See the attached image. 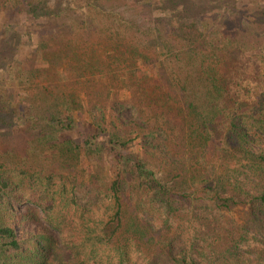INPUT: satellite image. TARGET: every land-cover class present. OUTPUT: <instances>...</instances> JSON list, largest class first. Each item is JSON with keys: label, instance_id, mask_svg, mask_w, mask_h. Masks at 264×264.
<instances>
[{"label": "trees", "instance_id": "16d2710c", "mask_svg": "<svg viewBox=\"0 0 264 264\" xmlns=\"http://www.w3.org/2000/svg\"><path fill=\"white\" fill-rule=\"evenodd\" d=\"M47 1L14 0L13 6L23 8L33 21L57 19L59 12L49 13ZM169 1L171 7L177 2ZM2 4L5 5L6 1H0V7ZM90 5L87 4V7ZM90 7L89 11L99 10L95 5ZM188 7L183 5L184 16H178L180 20L173 30L172 39L176 48L173 45L171 47L174 49L166 45L163 47L168 61L164 63V68L168 72H161L162 75L155 79L148 72L152 66L155 70L161 67L153 53L156 52V45L140 48L136 44H125V25L128 26L125 19L115 17L116 21L110 22L113 16L110 12L105 15L99 12L98 15L103 18L92 19L88 13L89 18L78 23L77 32L81 40L87 43V52L92 53L88 66L74 70L75 83L81 84L84 79L83 86L88 87L86 84H91L93 79L109 76L104 70L110 74V86L121 84L124 81L121 77L125 76V87H119V90H129V95L123 94L121 101L114 103L111 110L116 112V123H124V110L130 112V122L125 120V127H131L130 133L135 134L133 139L126 136V130L125 142L116 135L110 136L102 129L99 122L102 123L103 119L98 120L94 110L90 111L87 126L83 123V128L79 129L81 140L76 144L69 135L76 131V127L72 118L65 115L66 110L61 115L55 111L47 114L46 129L43 131H49L50 136L45 134V137L42 131L34 132L35 125L24 126L30 120L28 118L18 125L15 117L21 115L14 106L0 108V123L5 129L10 132L15 128H23V132L30 137L22 156L17 157L7 151L5 156L0 157V264H125L131 245L141 248L143 246L140 243L144 242L151 247L159 246L148 224L137 222L133 219L134 215L125 218L123 214L119 196L124 171L125 179L128 178V182L146 194L150 193L151 204H157V211L167 217L181 209L186 203L187 193L196 197L200 188L204 189L202 193L217 209L247 206L248 221L253 229L251 237L249 228L240 227L225 252H211L209 255L202 252L183 253L174 261L175 264H264V57L256 59L252 78L245 84L246 92L244 89H235L240 86V77L236 73L240 74V69L242 72L248 70V65L244 68L248 59H242L237 50L234 52V46H238L234 40L209 41L207 34L211 28L214 29L213 24L216 22H212L211 17L201 19L196 15L197 12L209 14L210 11L190 13ZM216 12L221 15L220 11ZM160 14L163 20L170 15L171 20L175 13L168 10ZM191 18L189 33L184 36L192 39L196 35L201 43L188 42V39L179 41L184 38L180 32L185 20ZM102 20L105 22L103 26ZM190 28L196 30L198 35L191 33ZM204 32L207 33L206 37L202 36ZM156 36L159 40L163 39L162 36ZM45 40L36 45V52L43 54L44 63L52 58L51 48ZM83 42H78L80 44L75 45L76 48H86ZM71 44L68 41L63 48L59 44L55 46V56L66 67L74 61V56L68 50ZM39 46L41 48L38 51ZM36 52L32 51L31 54ZM229 56L230 69L222 70V62L228 60ZM32 58L27 60L25 67L22 62L20 65L23 68L18 67L22 76H31L36 71L50 75L46 72L49 71L47 67L34 68ZM172 61L176 63V69H172ZM141 71L145 78L137 77ZM174 71L176 75H173ZM147 80L154 83L160 95L155 97L153 91L149 94H146L147 91L138 93L139 86ZM134 95L145 99L134 98ZM104 99L106 103L110 96ZM136 104L139 107L136 108ZM103 106L104 103L100 111ZM37 140L44 141L43 148L48 150L51 158L59 154L63 160L75 161L80 159V155L85 157L95 153L106 161L114 154L117 159L112 166L114 177L110 186L97 193L85 189L83 182L77 183V175H68L70 165L64 167L62 162L57 166H49L47 174L38 171L37 167L14 168L11 158L24 160L23 163L27 165L34 155L33 145ZM136 140L139 156L121 154L128 144ZM149 151L160 157L168 167V174L164 173L165 180L155 178L145 167V157ZM35 153L42 157L37 150ZM210 157L218 158L221 163L218 169H223L217 171L215 164L210 163ZM25 204H31L40 211L45 227L38 233H28L19 239L14 229L15 207ZM135 207L143 208L140 202ZM30 216L35 217L33 214ZM249 238L260 245L253 247L256 252L254 259L244 257L245 252H248L245 250L252 247ZM166 240V249L170 252L172 241ZM206 246L208 250L210 247ZM232 249L236 250L235 253H232Z\"/></svg>", "mask_w": 264, "mask_h": 264}, {"label": "rangeland", "instance_id": "374dc122", "mask_svg": "<svg viewBox=\"0 0 264 264\" xmlns=\"http://www.w3.org/2000/svg\"><path fill=\"white\" fill-rule=\"evenodd\" d=\"M0 1H6V4H2L0 7V108L7 106L10 108L9 105L14 106L18 114L21 115L20 117H15L18 125H22V121L28 118L30 120L25 123V127L33 124L36 127L34 129L35 133L42 131L44 135L48 136H50L49 131H43L46 129L47 114L54 111L60 114L63 110H66L65 115L72 118L73 125L76 127V131H72L69 134L76 144H79L81 140L78 135L81 133L79 129L83 128V123L87 126L91 117L90 111L92 110L95 111L94 114L98 120L103 119V122H99V124L110 136L116 135L125 142V130L129 139H133L135 135L130 133L131 127H125V120L130 122L128 119L130 112H125L124 110V123L122 121L121 123H116L114 122L116 112L111 110V106L114 103L121 101L123 94L125 96L129 95V90H119V87H125L124 81L127 80L125 76L122 75L121 79L124 81L121 84L117 83L114 86L112 84L113 88L109 84L110 74L106 70L104 72L109 75L108 77L104 75L105 78H95L92 80L93 82L96 81L95 84H92L93 82H91L92 85L86 84L89 85L88 87L84 88V79L81 80V84H79L80 82L75 83L76 74L74 70L78 67L88 66L91 63L90 55L92 52H87L88 45L81 40V35L77 32L78 23L83 19H88V13L92 19L97 20L98 17L103 18L98 15L99 12L102 15L110 12L113 15L110 18V22L116 21L115 17L125 19V23H128V26L125 25V44H136L140 48H150V45H156V52L154 51L153 53H155L157 63L161 64V67L159 66L155 70V67L152 66L151 71L149 70L148 72L149 75L154 76V79L162 75L161 72H168L164 68V63L168 61L165 58L166 51L163 47L164 45L169 48L171 45L175 48L177 46L172 39L174 37L173 30L180 20L178 16L183 15L184 4L189 5L188 10L190 13H193V11H210L209 14L197 12L196 15L201 19H210L211 17L212 22H216V24H213L214 29L211 28L209 34L206 32L202 33V36L206 37L207 34V37L210 38L209 41L214 39L226 42L228 39L234 40L238 44V46H234V52L237 50L241 53L242 59H248L244 66L245 68L248 65V70H243L242 72L240 69V74L236 73L240 77V86L235 89H244L243 91L246 92L245 84L252 78L256 59H259L260 56L264 57V0H176V4L172 5V7L169 0H48L46 3L47 9L50 11L48 12L52 14L59 12L57 19H51L50 21L46 19L33 21L27 11L13 6L14 0ZM90 3L99 7V10L92 11L90 9L89 11L88 9L91 8V5L87 7V4ZM168 10L174 11L175 14L172 15L171 20L170 15L169 18L163 20V16L160 13ZM216 11H220L221 15ZM198 14L200 15L198 16ZM191 22L192 18L185 20L183 30L180 32L181 37L183 35L184 38H179V41H187L188 39V42L201 43L195 37V34L198 35L196 30L190 28V32L195 35L192 37L193 40L184 36L189 33L188 27ZM97 25L100 27L99 23ZM103 25H105L104 20H102ZM199 26L197 24L198 28ZM156 35L162 36L163 39H157ZM41 40L48 42V47L51 48L50 54L52 58L46 63L43 61V54L40 52L41 56V54L36 52V45ZM68 41L72 43L68 50L70 49L71 55L74 56V61L70 62L69 66L66 67L60 58L55 56L57 55L55 46L59 44L63 48L64 45L67 46ZM202 41L209 42L207 39ZM78 42H83V46L86 48L82 50L76 48L75 45L80 44ZM40 48L39 46L38 51ZM32 51L36 53L32 55ZM77 54L79 56L75 58ZM31 58L34 68L43 69L47 67L49 71L46 72H49L50 75L36 71L31 76H22L18 71V67L23 68L20 65L21 62L25 67V63ZM229 60H231L230 56L228 60L222 62L224 66L222 70L230 69ZM48 63L53 67L48 65ZM172 63V69H176V63L173 61ZM33 67L31 65V68ZM176 74V71H174L173 75ZM137 77L145 78V75L141 71V73L137 74ZM149 81L147 80V82L139 86L138 93L147 91L146 94H149L153 91L152 93L155 94V97L160 95L159 90L154 87V83H149ZM106 96H110V99L105 103L104 98ZM134 98L145 99L135 95ZM102 103H104V106L103 110L100 111L99 108L102 107ZM135 107H139V104H136ZM22 129L15 128L9 132L0 123L1 158L5 156L7 151H11L17 157L22 156L25 152L30 137ZM46 135L45 137H47ZM43 142V140H37L36 144L33 145L34 155L29 159L27 165L23 163L24 160L11 158L13 167L16 169L37 167L38 171L47 174L49 166H57L62 162L65 165L64 167L70 165L68 167V175H77L79 180H77V183L83 182L87 187L85 189L97 193L101 189H107L110 186L114 177L112 166L117 159L114 154L106 158V161L95 153L87 154L85 157L80 155V159H75V161H70V159L63 160V157H60L59 154H57L58 157L52 156L53 158H51L48 150H44ZM136 143L137 140L128 144L121 154L125 155L127 153L139 156ZM36 150L42 157L35 153ZM154 154L151 151L148 152L145 157V167L153 173L155 178L165 180V174H168L167 171H169L168 167L160 157L154 156ZM78 160L81 161L78 163ZM210 163L215 164L217 171L223 169H218V165L221 163L216 157L214 159L210 157ZM120 187L121 193L119 197H121L122 211L125 218L134 215V218H132L137 222L148 224L151 230L150 233L159 241V246L151 247L150 244L148 245L144 242L140 243L143 246L141 248L131 245L125 264H175L174 261L178 260L183 253L199 254V252H202V254L206 253V255L211 254V252L222 253L229 246L230 240L235 238L239 228L243 226L250 229L249 237H251L253 229L248 221L247 206L238 205L229 210L217 209L213 207L212 201L202 193L204 189L200 188L198 190L200 192L196 194V197L187 193L186 203L182 205L177 213L167 217L157 211V204H151L149 201L150 193L146 194L144 190H140L130 181L128 182V178L125 179V171L122 174ZM139 202L143 208L135 207L136 203L138 204ZM15 208L16 222L14 223V229L19 239H23L28 233H38L45 227L40 211L33 205L25 204ZM31 214L35 217H31ZM100 214L102 215V212H99ZM166 239H171L172 241L171 244L169 243L170 248H172L170 252L166 249L168 243ZM248 242L252 247L245 250L248 252H245L244 257L254 259L255 249L253 247L256 245L259 247L260 245L253 241L252 238H249ZM206 245L210 247L208 250H206ZM231 251L235 253L234 251L236 250L232 249Z\"/></svg>", "mask_w": 264, "mask_h": 264}]
</instances>
